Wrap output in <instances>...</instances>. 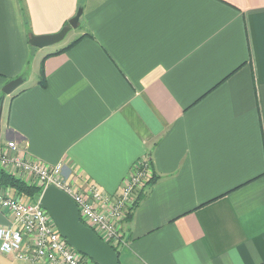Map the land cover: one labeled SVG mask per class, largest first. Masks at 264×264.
I'll return each mask as SVG.
<instances>
[{
    "label": "crops",
    "instance_id": "1",
    "mask_svg": "<svg viewBox=\"0 0 264 264\" xmlns=\"http://www.w3.org/2000/svg\"><path fill=\"white\" fill-rule=\"evenodd\" d=\"M4 157L111 196L148 161L119 264H264V0H0V169L36 186Z\"/></svg>",
    "mask_w": 264,
    "mask_h": 264
},
{
    "label": "built area",
    "instance_id": "2",
    "mask_svg": "<svg viewBox=\"0 0 264 264\" xmlns=\"http://www.w3.org/2000/svg\"><path fill=\"white\" fill-rule=\"evenodd\" d=\"M7 147L15 150L16 143L8 142ZM7 162L20 174L33 177L41 190L53 186L67 194L76 205L80 220L103 241L115 247L121 242L119 224L124 219L126 206L133 201V193L151 178L149 162L145 159L136 162L124 180L120 194L111 196L103 194L96 185H89L85 191L74 189L62 177L61 164L48 167L15 157L1 158L2 164ZM0 210L10 214L17 227H0L1 253L30 264H91L60 236L48 213L37 202L17 199L0 191Z\"/></svg>",
    "mask_w": 264,
    "mask_h": 264
},
{
    "label": "water",
    "instance_id": "3",
    "mask_svg": "<svg viewBox=\"0 0 264 264\" xmlns=\"http://www.w3.org/2000/svg\"><path fill=\"white\" fill-rule=\"evenodd\" d=\"M81 15L82 9L78 8L68 25L62 27L59 32L52 35L32 36L29 40L30 45L44 48L57 44L71 29L77 28ZM21 82V78L10 81L3 88V93L9 95ZM33 201L48 213L58 233L72 249L96 264H118L117 253L90 227L81 222L76 205L63 191L49 186L35 195Z\"/></svg>",
    "mask_w": 264,
    "mask_h": 264
},
{
    "label": "trees",
    "instance_id": "4",
    "mask_svg": "<svg viewBox=\"0 0 264 264\" xmlns=\"http://www.w3.org/2000/svg\"><path fill=\"white\" fill-rule=\"evenodd\" d=\"M66 25H68V24H66ZM76 42H77V40L74 41L73 43H71L70 45H68L66 48L61 49L56 53L63 52L64 50L72 47ZM42 78H43V76L41 74L40 75V81L44 85V79H42ZM154 180H155V176H152L146 184H148L150 182L153 183ZM0 190L1 191L13 190L17 197H25V198H29V199H32L35 195L40 194V192H41V189L39 187H36L34 184H28L25 181L15 177L13 174L8 173L3 169H0ZM134 207H135V203L132 206V209ZM127 216L129 217L130 213ZM82 223L85 225L84 222H82ZM111 247L117 253V257H118V254H119L118 247H115V246H111ZM90 262H91V264H96L92 261H90ZM118 264H119V262H118Z\"/></svg>",
    "mask_w": 264,
    "mask_h": 264
},
{
    "label": "rangeland",
    "instance_id": "5",
    "mask_svg": "<svg viewBox=\"0 0 264 264\" xmlns=\"http://www.w3.org/2000/svg\"><path fill=\"white\" fill-rule=\"evenodd\" d=\"M72 32H70V34H68V36H67V38H64L62 41H60V42H58L57 44H55V45H57V46H53V47H58V46H61V45H64V43H66L68 40H70L71 38H72V35L74 36V35H76V33H77V30H71ZM75 33V34H74ZM52 47V46H51ZM47 49V48H46ZM49 49H51V48H49ZM88 259V258H87ZM89 261H91L90 259H88Z\"/></svg>",
    "mask_w": 264,
    "mask_h": 264
}]
</instances>
